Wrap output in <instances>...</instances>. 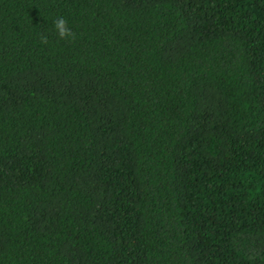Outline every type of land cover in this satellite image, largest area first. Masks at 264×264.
<instances>
[{
	"label": "trees",
	"instance_id": "1",
	"mask_svg": "<svg viewBox=\"0 0 264 264\" xmlns=\"http://www.w3.org/2000/svg\"><path fill=\"white\" fill-rule=\"evenodd\" d=\"M0 264H264V0H0Z\"/></svg>",
	"mask_w": 264,
	"mask_h": 264
},
{
	"label": "clouds",
	"instance_id": "2",
	"mask_svg": "<svg viewBox=\"0 0 264 264\" xmlns=\"http://www.w3.org/2000/svg\"><path fill=\"white\" fill-rule=\"evenodd\" d=\"M52 28L60 39L71 40L74 38V33L69 27L68 21L63 17H60L54 21Z\"/></svg>",
	"mask_w": 264,
	"mask_h": 264
}]
</instances>
